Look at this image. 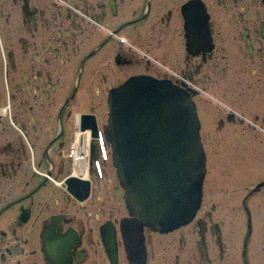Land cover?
<instances>
[{
  "label": "flooded vegetation",
  "instance_id": "1",
  "mask_svg": "<svg viewBox=\"0 0 264 264\" xmlns=\"http://www.w3.org/2000/svg\"><path fill=\"white\" fill-rule=\"evenodd\" d=\"M193 2L206 5L215 30L210 51L187 46L202 23ZM135 76L179 85L188 78L220 90L228 108L205 103L204 93L194 99L212 167L233 171L236 181L229 187L228 173L216 170L223 177H214L217 193L209 171L203 231L194 224L167 236L145 230L135 264H264V162L251 164L252 154L264 157V0H0V264H52L45 244L58 238L69 245L53 264H132L120 234L123 193L114 196L102 130L108 93ZM228 110L236 112L232 124ZM234 125L244 130L228 136ZM91 128L100 130L92 164L78 159L91 192L73 195L66 191L73 146L86 155ZM235 142L244 179L253 182L236 199L244 179L229 166L240 154ZM107 222L117 234L115 262L105 246Z\"/></svg>",
  "mask_w": 264,
  "mask_h": 264
},
{
  "label": "bare ground",
  "instance_id": "2",
  "mask_svg": "<svg viewBox=\"0 0 264 264\" xmlns=\"http://www.w3.org/2000/svg\"><path fill=\"white\" fill-rule=\"evenodd\" d=\"M193 7L202 12V23L193 27L195 36H192V44L188 42L187 46L190 49H196L197 52L210 51L214 47L213 35L214 28L208 24V15L206 12V5L200 2H193ZM194 16V12L193 15ZM191 28V27H190ZM199 37V39H196ZM136 78H148L151 81V77L135 76L129 78L123 85L118 88H113L108 93V119L106 129L102 130V136L107 141L108 147L112 151V168L114 170L115 178L118 182V189L114 190V196L116 199L119 197V193H123L124 206L126 209V217L120 222V234L121 240L124 246V252L128 257L130 263L135 264L137 262V256L135 255V249L144 240L145 230L156 233L159 236H167L177 232L183 233V230L194 224V228H200L203 231L202 224L204 218H198L206 194L209 192V187L205 188V179L210 171V164L213 165V157L210 152L206 150L202 142V128L201 120L197 112V103L194 99L200 93H204L205 103H210L213 106H221L228 108L230 105L228 102L220 98V90L212 88V90H205L201 82L188 79L186 83L179 85L174 84L172 81H162L170 88H174L176 91L180 105L185 110V129L175 136L164 134V138L168 139L161 142V147L157 152H152L150 149L148 152L147 164L152 169V172L137 171L139 165L133 161L134 154L147 151L148 149L135 147L134 144H140L143 139L147 138V135H142L141 139L137 138L139 135L124 134L123 130L118 132L116 126L112 124V107L116 95L121 88H124L127 84L134 81ZM264 79V76H263ZM264 85V84H263ZM200 87L201 91L196 88L195 92L191 91L189 87ZM226 122L229 124L234 123L233 119H236L235 111H227ZM153 114H148L151 117ZM130 116V114H128ZM197 116V118H196ZM243 120L242 116H240ZM219 129V128H217ZM219 131V130H218ZM100 130L91 128L86 131L84 143L82 144L86 149V155H80L77 153V145L73 146L74 165L73 176H69L66 185V191L73 195H90L91 182L82 180V176L88 177L86 168L82 167L78 163V159H88V162L92 164L94 158L95 147L94 143L99 138ZM136 139L133 142L129 141L131 136ZM81 136H79V141ZM171 138V139H170ZM213 154H215V146L209 147ZM120 152V153H118ZM144 156V155H142ZM139 160V159H136ZM218 165V161H215ZM85 166L87 164L85 163ZM106 164H101V167H105ZM105 173V170L103 171ZM81 174V175H80ZM164 180H158L157 178L163 177ZM79 175V176H77ZM218 178V172L213 174ZM153 178V179H151ZM211 179V177H210ZM202 180V182H201ZM111 194L109 189L108 195ZM158 195L155 199L154 196ZM195 202V203H194ZM174 206L181 205L182 213L184 217L190 218L186 223L176 224L172 227H167V218H161V215L169 208L168 205ZM207 208V207H206ZM175 213V212H174ZM172 213V214H174ZM160 216V217H159ZM158 222V223H157ZM204 228L206 223L203 224ZM103 235L105 239V246L112 257L113 262L116 258L117 247V234L114 225L111 222H107L103 227ZM217 228L213 227L209 229V232L215 231ZM51 236V235H50ZM45 242L49 239V235L44 236ZM69 242L66 238H58L54 241H47L45 244L47 251V258L53 264L55 258L61 257L65 254ZM130 245V246H129ZM51 257V258H50Z\"/></svg>",
  "mask_w": 264,
  "mask_h": 264
},
{
  "label": "water",
  "instance_id": "3",
  "mask_svg": "<svg viewBox=\"0 0 264 264\" xmlns=\"http://www.w3.org/2000/svg\"><path fill=\"white\" fill-rule=\"evenodd\" d=\"M175 92L174 88L168 87L162 81L136 78L133 82L121 88L116 95V99H114L111 122L113 126L117 127L118 132L123 130L124 134L139 135L137 138L140 139L142 135H147V138L143 139L140 144H134V148L148 149L147 151L135 152L134 154L133 161L139 165L137 170L139 172H152V169L148 167L146 158L150 149L153 153L157 152L158 148L161 147V142L169 138L165 139L164 134L173 137L185 129L186 112L182 109ZM150 113L153 115L148 117ZM130 136L131 139L129 141L133 142L136 137ZM164 178L165 175L163 174V177L157 179L164 180ZM157 197L158 195L156 194L154 198L156 199ZM168 208L161 215L164 222L168 217L167 227L186 223L190 220V218L183 216L181 205L176 207L169 204Z\"/></svg>",
  "mask_w": 264,
  "mask_h": 264
},
{
  "label": "rangeland",
  "instance_id": "4",
  "mask_svg": "<svg viewBox=\"0 0 264 264\" xmlns=\"http://www.w3.org/2000/svg\"><path fill=\"white\" fill-rule=\"evenodd\" d=\"M203 111H206L205 110V108H204V110ZM231 131H229L227 134H229L228 136H230V135H232V134H238V133H240L241 131H243L244 130V128L241 126H232L231 127V129H230ZM209 137H210V135H209ZM241 137H243V136H241ZM238 138V137H237ZM216 142V140H214V139H212L211 137L210 138H208V140H207V144H208V146L209 147H213V146H215V143ZM223 142L224 141H222L221 143L223 144ZM235 147H233V148H237L239 151H240V146L241 145H239L237 142H235ZM252 146H256L254 143L252 144ZM220 149H222V148H220ZM250 152H252V150H250ZM257 154V153H256ZM256 154H252V165L254 164V165H260V163L261 162H264V157L263 158H261V160L258 162L257 161V159H256ZM235 156H238L237 154H234ZM216 159H218L217 157H215ZM242 158H244L243 157V154L241 153V151H240V154H239V156L237 157V159L235 160V161H233V162H231V163H229V166H233V168H234V171H235V173L238 175V177H237V179L236 180H240V179H244L245 178V175H246V173H248L247 172V170H246V168L243 166V169L241 168L242 167V165H243V162H242ZM242 162V163H241ZM253 162H256V163H253ZM227 165V164H226ZM253 165V167L254 168H256L255 166ZM209 170H210V172L212 173L213 172V174H215L216 173V170H220L222 173H223V171H222V167H220V168H218V169H214L213 167H212V165L210 164V168H209ZM228 173V178L229 179H226V182H230L231 181V183H230V185H229V187L230 186H232L234 183H236V181L234 180V172L233 171H224V173L222 174V175H224L223 177H225V174H227ZM219 174V173H218ZM214 177L215 176H213V178L211 179V182H212V184H211V186H212V189L214 188V186H215V188L216 189H214L217 193H218V189H217V185H215V184H213V180H214ZM216 178V177H215ZM247 179V178H246ZM248 181H249V179H247ZM237 183H238V185H239V191L240 192H238L237 194L238 195H236L235 196V199L236 198H238V196L239 195H242V193H241V190L240 189H242V192L245 190V189H247V188H249L250 186H252V184H253V182L251 181L250 183H247V181H245V179L243 180V182L242 181H237ZM223 185V187L224 188H228V186L226 185V183H225V181L224 182H222L221 183V185L220 186H222ZM211 189V190H212ZM259 189V188H258ZM240 193V194H239ZM236 203H237V201H236Z\"/></svg>",
  "mask_w": 264,
  "mask_h": 264
}]
</instances>
